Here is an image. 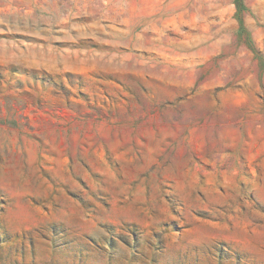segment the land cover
Segmentation results:
<instances>
[{
  "label": "rangeland",
  "instance_id": "1",
  "mask_svg": "<svg viewBox=\"0 0 264 264\" xmlns=\"http://www.w3.org/2000/svg\"><path fill=\"white\" fill-rule=\"evenodd\" d=\"M0 264H264V0H0Z\"/></svg>",
  "mask_w": 264,
  "mask_h": 264
}]
</instances>
